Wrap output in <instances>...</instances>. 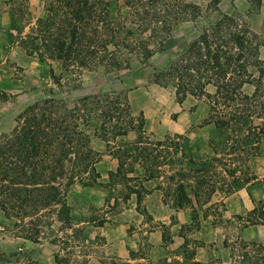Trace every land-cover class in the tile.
<instances>
[{"label":"rangeland","instance_id":"obj_1","mask_svg":"<svg viewBox=\"0 0 264 264\" xmlns=\"http://www.w3.org/2000/svg\"><path fill=\"white\" fill-rule=\"evenodd\" d=\"M139 1L129 8L109 0L110 16L137 29L139 39L158 27L150 47L161 41L162 50L146 60L124 52L127 68L106 73L27 55L21 41L44 16L48 0H0V160H13L10 143L26 123L27 107L50 100L62 115L82 97L110 92L126 96L133 121L142 112V141L156 156L151 176L130 157L118 171V155L137 146V135L101 139L94 119L84 129L87 161L75 164L66 152L54 181L45 174L27 185L29 201L22 208L23 197L10 191L26 185L1 178L0 264H264V224L248 221L263 219L250 214L254 207L264 214V0ZM184 3L199 14L165 20ZM223 16L230 20L219 27ZM156 19L169 22L168 33ZM217 27L247 40L241 61L250 77L240 93L251 98L256 92L255 98L229 103L216 99L208 84L205 95L177 103L174 84H155L152 73L165 71L204 29ZM222 41L234 46L227 36ZM242 113L248 117L236 121ZM217 119L229 126L217 128ZM66 150L57 148L54 157ZM53 160L42 164L45 173ZM180 183L190 201L178 207L173 199ZM57 199L68 207L66 216Z\"/></svg>","mask_w":264,"mask_h":264},{"label":"trees","instance_id":"obj_2","mask_svg":"<svg viewBox=\"0 0 264 264\" xmlns=\"http://www.w3.org/2000/svg\"><path fill=\"white\" fill-rule=\"evenodd\" d=\"M123 1L129 8L141 3L139 0ZM155 2L156 0L152 3L155 4ZM109 4V0H48L44 16L37 20L35 27L22 39V48L27 55L35 56L40 61L51 59L63 64L101 68L106 73L127 68L128 59L124 52L139 54L146 60L162 50L161 41L157 44L153 43L154 45L150 47L151 41L158 34V27H151V34L146 39H139L135 35L137 29L124 25L119 19L111 18ZM179 7L180 13L166 15L165 20L169 17L170 22L176 23L183 21L185 14L191 18L199 14L195 5L184 3ZM229 20L227 16H223L218 22L219 27ZM155 22H160L161 31L168 33L169 22L159 19ZM138 26L140 32L144 30L141 29L143 23ZM145 26L148 25L145 23ZM226 36L229 37V41L230 38L232 39L236 51L233 50V45L222 41ZM247 43L242 36L223 31L222 28L204 29L184 53L171 60L165 71L152 73L151 81L162 87L173 83L177 103H182L187 95L194 97L205 95L204 88L208 84L215 86L216 99L229 103H235L237 100H252L256 92L251 95V98L240 93L242 85L247 83L250 77L248 74L245 75L246 65L241 61L243 52L248 48ZM262 108L261 112L264 116V103ZM57 110L58 108H54L50 100L27 107L22 113L26 123L20 128L19 133L14 135L10 143V147L15 149V154H12L13 160L9 159L6 162L7 157L5 160H0V180L8 178L11 183L19 182L21 185H26L19 190V193L15 189L10 191L11 196L16 199L23 197L19 208L24 206L23 201H29V198L26 199L30 192L27 185L42 180L45 174L50 176L52 181L56 179L59 172L55 165L61 162L66 152L73 154L72 160L75 164L78 158L87 161L91 153L87 150L86 155H82V149L87 148L88 142L84 129L94 119L96 122L94 134L101 139H106L108 135L116 137L134 131L138 144L125 155H118V171L124 170L123 157H130L138 161L144 171L149 172L151 176L150 168L156 156L152 155L150 148L144 143L145 141H142L143 114L139 112L134 119L135 122L133 121L124 94L110 92L85 96L80 98L72 108H63L64 114L59 115ZM247 117V114L242 113L236 117V121L239 119L241 122ZM79 118L81 123L75 122ZM212 122L219 129L229 126V121L223 119L212 120ZM262 131L264 132V125ZM161 143L158 142V144ZM57 148L67 150L55 158ZM2 156L3 153L0 152V158ZM49 157L54 159V165H47L49 173H45L47 168L42 167V164ZM92 164L93 162L90 164L91 169ZM38 166L40 169H37ZM72 182L73 178L69 176L67 184ZM189 201L184 185L178 184L175 188L174 205L181 207L189 204ZM55 202L60 204L59 210L66 216L68 212L66 204L60 199ZM0 207L5 210V204L2 201H0ZM254 213L260 214L263 219H248V221L251 224H264L263 211L254 207L250 214Z\"/></svg>","mask_w":264,"mask_h":264}]
</instances>
